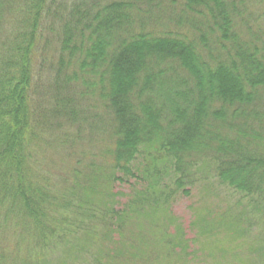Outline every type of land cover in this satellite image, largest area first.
Returning a JSON list of instances; mask_svg holds the SVG:
<instances>
[{
  "label": "trees",
  "instance_id": "obj_1",
  "mask_svg": "<svg viewBox=\"0 0 264 264\" xmlns=\"http://www.w3.org/2000/svg\"><path fill=\"white\" fill-rule=\"evenodd\" d=\"M201 164L255 228L264 0H0V264H150Z\"/></svg>",
  "mask_w": 264,
  "mask_h": 264
},
{
  "label": "rangeland",
  "instance_id": "obj_2",
  "mask_svg": "<svg viewBox=\"0 0 264 264\" xmlns=\"http://www.w3.org/2000/svg\"><path fill=\"white\" fill-rule=\"evenodd\" d=\"M131 185L132 182L113 187L114 192L122 194L117 198L119 204L127 201L134 189ZM240 198L219 184L207 165L201 164L193 169L187 195L178 194L174 198L170 214L167 211L169 216L160 211L153 230L151 226L145 228V223L140 230L147 255L151 256L150 264H259L264 258V213L262 209L254 212L258 222L250 230V204ZM174 226H180L184 231L190 257L181 252L184 249L173 246L171 249L170 244L164 243L172 238L166 236L174 234ZM159 234L163 235L159 238ZM82 244L83 240L77 239L72 242V247ZM64 257V253L59 256L56 253L50 262L63 264ZM74 257L76 255L71 252L70 258ZM140 258L145 257L141 254Z\"/></svg>",
  "mask_w": 264,
  "mask_h": 264
}]
</instances>
